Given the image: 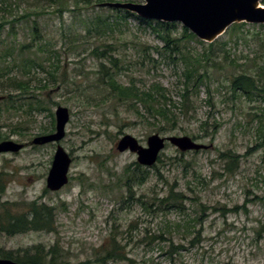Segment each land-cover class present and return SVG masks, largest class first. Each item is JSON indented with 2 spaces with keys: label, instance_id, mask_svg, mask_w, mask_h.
<instances>
[{
  "label": "rangeland",
  "instance_id": "obj_1",
  "mask_svg": "<svg viewBox=\"0 0 264 264\" xmlns=\"http://www.w3.org/2000/svg\"><path fill=\"white\" fill-rule=\"evenodd\" d=\"M64 2L59 12L52 0H10L9 16L15 19L33 11L30 19L37 18L48 43L44 51L28 54L42 67H32L27 75L18 73L20 78L30 77L29 89L42 100L43 109L30 104L32 96L19 95L20 101L13 104L11 98L0 100V141L24 143L18 152L0 153V183H5L0 203L9 202L19 211L33 199L44 201L53 208L54 228L0 232V252L21 254L34 244L44 250L55 245L52 255L63 264H95L96 250L115 236L131 261L108 264H264V93L245 95L230 88L231 77L241 72L261 77L264 84V24L245 22L234 28L232 24L212 41L211 59L200 67L206 69L207 78L192 96L193 107L173 128L170 124L161 128L140 103L137 113L130 102L113 97L99 79V59L90 50L112 43L116 49L111 53L122 67L117 80L132 79L141 91L159 82L166 88L167 106L179 114L183 62L168 57L175 51L158 35L164 28L156 26L155 31L134 16H113L112 31L88 33L86 18L109 14L111 7L72 9L73 0ZM176 23L171 34L180 38L182 24ZM14 24L16 39L11 42L17 49V42L29 40L28 22ZM69 37L77 40L70 42ZM198 39L180 38L177 43L192 54L208 50L209 42ZM47 70H53L52 75ZM37 78L45 84L42 89L33 88L39 84ZM162 100L158 102L163 104ZM57 105L70 112L64 137L57 143L31 144L35 136L54 131ZM153 133L188 135L208 147L182 152L166 142L157 167H149L146 181L134 184L128 196L123 171L136 162V154L118 151L116 142L130 134L146 145ZM57 144L72 159L68 182L51 190L46 176ZM229 150L238 154L233 172L219 157V151ZM170 188L183 192L182 211L159 205V197ZM138 197L150 207L136 201Z\"/></svg>",
  "mask_w": 264,
  "mask_h": 264
},
{
  "label": "trees",
  "instance_id": "obj_2",
  "mask_svg": "<svg viewBox=\"0 0 264 264\" xmlns=\"http://www.w3.org/2000/svg\"><path fill=\"white\" fill-rule=\"evenodd\" d=\"M58 4L59 12L62 11L63 5H65L64 0H52ZM104 1H115V0H73L72 9L89 8L99 6V3ZM117 1V0H116ZM123 1H136V0H123ZM264 4V0L262 1ZM11 4L10 0H0V95H4L3 102L5 99H10L13 104L14 101H20L17 96L21 95L23 98H31L30 104L33 105L37 110H42V100L34 94L29 88V78L24 79L18 76V73L22 75H27L30 73L32 67H42L41 61L37 60L35 57L28 55L30 52L44 51L47 46V38L41 30V25L37 18L30 19L33 11H24L17 18L13 19L11 15ZM109 14L95 13L86 18L85 30L90 33L94 31L98 34H106L108 29L113 30V22L115 19L123 18L126 19L128 16H134L141 22L146 23L148 26L152 27L156 31V26H162L164 28V33H158L159 37L164 42L167 48L175 52L167 53L169 58H177L183 62V69L180 77L182 87L179 91L180 96V113L177 114L173 112L166 104L165 90L159 82H152L148 90H140L134 81L130 79L127 83H122L117 80V74L122 67L117 65L118 58L113 53L115 51V46L112 43H103L102 45H95L90 52L99 59V68L97 73L99 74V79L107 85L113 95L117 97L120 101L130 102L131 106L139 113L138 104L140 103L145 108L150 118L157 120L155 125L158 127H163L164 124H170V127H174L178 123V118L180 115L185 113L187 109L193 107L192 96L197 95L201 85L205 84L207 78L206 69H201L202 62L211 59L213 43H208V50H203L201 53L192 54L191 52H184L178 45L177 41L182 38L183 40L197 39L196 36L190 32L187 28L182 26V34L180 38L173 37L171 34V27L177 25L176 22H161L155 20H147L136 16L134 13L119 9V8H108ZM44 11H36L42 14ZM87 12V11H86ZM115 19H111V17ZM37 17V16H36ZM24 20L28 22L27 36L28 41L17 42V49H15L16 44L11 42L12 39H16V26L15 21ZM245 22H235L233 23V28L236 26L245 25ZM64 23L62 24V26ZM160 30L157 29V32ZM73 36H77L76 32ZM70 42L77 40L74 37H69ZM199 43H204L202 40H197ZM16 50V52H14ZM21 57V59H19ZM102 59H105L103 61ZM216 65L215 62L212 64ZM53 71V70H52ZM47 70L49 74L52 72ZM15 72V73H14ZM52 75V74H51ZM39 84L35 85L33 88L42 89L45 85L40 84L41 79L37 78ZM230 88L233 91L239 90L245 95H252L256 92L260 95L264 93V84H262L261 77L256 78L253 74L241 72L239 74L233 75L230 79ZM256 91V92H255ZM13 92H18L19 94H14ZM15 95V96H13ZM16 97V98H13ZM159 98H163L162 103L158 102ZM7 101V102H10ZM6 101V100H5ZM6 102V103H7ZM29 104V105H30ZM13 106V105H12ZM14 107V106H13ZM206 123V122H205ZM161 127V128H162ZM213 127H218L216 124ZM164 128V127H163ZM215 130L212 131L213 136ZM197 136V135H196ZM211 136V137H212ZM219 157L224 159L226 162L225 169L228 172H233L238 163V154L229 151H219ZM160 155L157 161H160ZM156 168L155 164L150 167ZM149 167L144 168L137 162L128 164L124 168V185L128 196L132 193V186L134 184H142L147 179V174L149 173ZM5 190V183H0V196ZM184 197L183 192L170 188L168 192L163 196L159 197V205L164 206V209H174L177 211H182L184 209V203L182 198ZM136 201H139L143 206L146 204L145 208H149L146 200H140L138 197ZM7 204V205H6ZM14 203H11L13 205ZM201 207H205L200 204ZM0 206L3 207L2 212H0V232H6L7 234L20 233L31 230H46L51 231L54 228V213L52 212V206L44 201L38 199H33L27 202L25 209L15 211L13 207L9 205V202H2ZM122 245L118 242L115 236H111L109 243L100 246L94 253L93 262L95 264H108L114 260H129L128 256L122 253ZM56 250V246L53 245L47 250H44L43 246L40 244H34L29 249L22 250L19 254L17 251L7 250L1 251L0 257L10 258L20 263H32V264H63L54 258L53 252ZM49 258H47V257Z\"/></svg>",
  "mask_w": 264,
  "mask_h": 264
},
{
  "label": "water",
  "instance_id": "obj_3",
  "mask_svg": "<svg viewBox=\"0 0 264 264\" xmlns=\"http://www.w3.org/2000/svg\"><path fill=\"white\" fill-rule=\"evenodd\" d=\"M261 1L263 0H140L104 1L99 5L124 9L147 20L180 22L200 40L212 42L235 22L264 24V4H261ZM3 98L4 96L0 95V100ZM69 117L68 108L57 105L54 131L35 136L32 138L31 144L57 143L64 137L65 125ZM166 142L182 152L208 147L188 135L160 136L158 133H153L146 138V145H142L134 136L124 134L116 142V149L120 152L126 150L134 152L136 162L149 167L155 164ZM23 148L24 143L22 142L12 139L0 141V153H15ZM71 159L68 152L60 144H57L46 176L47 188L57 190L68 182L67 173ZM0 264L32 263H20L4 257L0 258Z\"/></svg>",
  "mask_w": 264,
  "mask_h": 264
}]
</instances>
